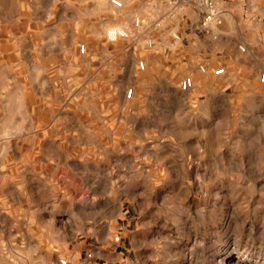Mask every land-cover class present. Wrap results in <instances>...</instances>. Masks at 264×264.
<instances>
[{"label":"rangeland","instance_id":"374dc122","mask_svg":"<svg viewBox=\"0 0 264 264\" xmlns=\"http://www.w3.org/2000/svg\"><path fill=\"white\" fill-rule=\"evenodd\" d=\"M123 2L0 0V264H264V0Z\"/></svg>","mask_w":264,"mask_h":264},{"label":"built area","instance_id":"2783aa9c","mask_svg":"<svg viewBox=\"0 0 264 264\" xmlns=\"http://www.w3.org/2000/svg\"><path fill=\"white\" fill-rule=\"evenodd\" d=\"M202 1V3H208V0H200ZM111 4L114 8L116 9H121L124 7V2L123 0H111ZM221 21V19L217 16V14L213 13V12H208L207 14H205L204 18H203V22H202V26L206 27L209 24L212 23H219ZM133 27L134 29H137L139 31V29L141 30L143 28V21L141 19L140 16H135L133 18ZM138 32L136 35H134V37H138L139 36ZM131 37H133V34L131 33V31L123 26H112L111 28L107 29V39L111 40V41H117L120 39H130ZM174 37L179 39L180 36L176 33H174ZM145 42L148 45H152L153 41L151 38H147L145 40ZM242 49H244V47H242ZM88 51V47L85 43H82L79 45V52L81 54H86ZM146 61L144 59H140L138 61V67L140 70H145L146 69ZM199 70L203 73H207L208 72V66L205 64H199ZM214 74L216 75H222L225 73V67L220 66L217 67L213 70ZM260 81L264 84V69L260 72ZM179 87L181 90L183 91H189L192 90L195 87V79L193 76L191 75H186L184 76L181 80H180V84ZM133 95V89L130 88L127 92V96L131 97Z\"/></svg>","mask_w":264,"mask_h":264},{"label":"crops","instance_id":"0c3cea01","mask_svg":"<svg viewBox=\"0 0 264 264\" xmlns=\"http://www.w3.org/2000/svg\"><path fill=\"white\" fill-rule=\"evenodd\" d=\"M107 256H109V257H112L110 254H106Z\"/></svg>","mask_w":264,"mask_h":264},{"label":"bare ground","instance_id":"6f19581e","mask_svg":"<svg viewBox=\"0 0 264 264\" xmlns=\"http://www.w3.org/2000/svg\"><path fill=\"white\" fill-rule=\"evenodd\" d=\"M221 260H222V259H221ZM221 260H220V261H221ZM225 263H226V262H225ZM227 263H229V262H227ZM222 264H223V263H222ZM230 264H231V263H230Z\"/></svg>","mask_w":264,"mask_h":264}]
</instances>
